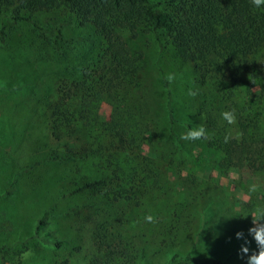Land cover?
I'll return each instance as SVG.
<instances>
[{"label":"trees","instance_id":"1","mask_svg":"<svg viewBox=\"0 0 264 264\" xmlns=\"http://www.w3.org/2000/svg\"><path fill=\"white\" fill-rule=\"evenodd\" d=\"M5 11L10 17L0 24V50L8 53L3 59L6 64L19 57L8 38L20 30V22L47 31L37 38L42 44L37 52L50 42L55 50L64 44L84 58L80 65H69L55 87L37 96V108L57 144L52 159L71 162L77 177L73 192L92 198L84 220L89 226L96 221L88 264H143L145 249L132 243L133 236L123 228V214L114 208L119 210L127 201L130 204L160 187L164 172L177 177L175 164H185L181 140L178 150L168 152L158 139L150 152L159 173L141 163L139 150L151 137L143 124L152 116L145 98L147 60L144 51L132 45L134 41L144 38L147 46L172 48L182 63L192 66L193 80L187 86L196 87L199 97L202 88L214 86L209 109L199 114L209 133L208 139L202 138L203 148L213 152L216 161L218 157V165L260 170L264 14L251 9L248 0H0V17ZM42 14L51 22L36 23L35 17ZM251 88L257 89L250 93ZM237 99L244 101L248 116L242 115ZM102 102L111 109L109 119L99 114ZM230 109L237 116L234 125L219 116ZM166 110L170 123H175L170 91ZM228 133L234 138L224 143ZM43 218L39 225L45 223ZM184 259L224 264L215 256L197 261L185 255Z\"/></svg>","mask_w":264,"mask_h":264},{"label":"rangeland","instance_id":"2","mask_svg":"<svg viewBox=\"0 0 264 264\" xmlns=\"http://www.w3.org/2000/svg\"><path fill=\"white\" fill-rule=\"evenodd\" d=\"M4 14L0 24L9 21V11ZM35 22L51 21L42 14ZM20 23V30L8 38L9 47L18 48V59L6 64L3 59L8 53L0 50V264H88L96 221L89 226L84 220L92 198L73 192L77 177L71 162L52 159L57 144L37 108V96L49 86L55 87L57 77L84 58L64 44L59 51L65 54H60L50 42L37 52L42 46L37 38L47 31ZM132 45L142 49L147 60L145 98L152 116L143 124L151 137L141 146L139 158L159 173L151 147L158 139L168 152L178 150L180 133L202 124L199 113L209 109L215 90L212 85V89L202 88L201 97L187 95L190 88L196 89L187 86L193 80L191 65L182 63L170 47L147 46L144 38ZM261 52L264 56V47ZM169 72L177 75L171 86L164 79ZM256 89H249L250 93ZM167 91L175 109L173 124L166 110ZM237 103L242 115L248 116L244 101L237 99ZM110 113L109 105L102 102L100 116L109 119ZM181 141L185 164H175L178 176L164 172L160 187L130 204L127 201L119 210L114 208L115 213L123 214L125 232L133 236L132 243L145 249L143 264H201L193 259L187 262L185 255L197 261L215 256L224 264H246L239 251L243 241L234 234L242 231L247 237L248 255L258 251L248 235V229L254 227L249 213L264 206V158L260 170L221 168L218 157L216 161L213 152L204 150L202 139ZM252 183L259 189L249 194ZM146 214L156 217V222L146 223ZM42 217L45 223L39 225ZM176 252L179 256L175 258Z\"/></svg>","mask_w":264,"mask_h":264},{"label":"clouds","instance_id":"3","mask_svg":"<svg viewBox=\"0 0 264 264\" xmlns=\"http://www.w3.org/2000/svg\"><path fill=\"white\" fill-rule=\"evenodd\" d=\"M248 3L254 11L264 14V0H248ZM164 79L167 80L169 86H171L177 79L175 73L169 72L166 73ZM189 96H196L197 91L189 89L187 92ZM220 119L222 122H226L228 125H234L237 120V116L234 110H225L221 111ZM236 136H239V133H236ZM208 139L209 133L206 131V128L203 124H197L192 128H186L179 135V139L183 141H196L201 139ZM234 138L231 133H228L224 136V143H228L230 139ZM235 174V173H233ZM259 189V186L255 183L249 185V194L256 192ZM249 215L252 217L254 227L248 229V235L251 236L252 240L255 241L258 251L253 252L251 255H248L249 248L247 247L249 241L245 237L242 231H237L235 239L242 240L243 243L240 246V253L244 254L246 257V264H264V206H257L255 209L251 210ZM144 221L146 223L152 224L156 222V217L152 214H146L144 216ZM25 257L28 256V253L24 254Z\"/></svg>","mask_w":264,"mask_h":264}]
</instances>
